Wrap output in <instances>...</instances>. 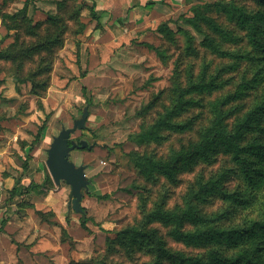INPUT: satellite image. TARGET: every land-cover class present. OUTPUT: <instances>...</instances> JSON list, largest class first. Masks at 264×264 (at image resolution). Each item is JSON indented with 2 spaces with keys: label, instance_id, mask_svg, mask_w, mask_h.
<instances>
[{
  "label": "rangeland",
  "instance_id": "374dc122",
  "mask_svg": "<svg viewBox=\"0 0 264 264\" xmlns=\"http://www.w3.org/2000/svg\"><path fill=\"white\" fill-rule=\"evenodd\" d=\"M220 3L236 13L264 12V0H0V261L149 264L147 249L130 243L131 251L128 233L123 242L116 232L141 228L157 207L180 212L189 202L221 226L263 212L264 176L246 189L226 155L190 165L169 158L195 141L210 115L206 103L231 83L264 82V51ZM205 37L227 54L206 46ZM199 79L216 84L209 91L189 86ZM250 99L237 101V113ZM85 107V127L70 136L91 145L69 154L90 180L77 213L68 206V184L41 183L53 137ZM150 159L157 164L145 169ZM171 163L177 169L170 180L161 165ZM219 174L223 191L246 193L243 205L220 192L198 197V185ZM52 210L67 215L63 230ZM9 214L21 223L7 237ZM191 221L180 226L193 227ZM148 227L171 252L205 251L172 237L161 220Z\"/></svg>",
  "mask_w": 264,
  "mask_h": 264
},
{
  "label": "trees",
  "instance_id": "16d2710c",
  "mask_svg": "<svg viewBox=\"0 0 264 264\" xmlns=\"http://www.w3.org/2000/svg\"><path fill=\"white\" fill-rule=\"evenodd\" d=\"M220 6L222 7L218 9L228 10V13L236 18L237 24L245 26L246 39L255 48L264 51V12L259 10L246 12L238 9L236 13L232 6H224L221 3ZM92 15L97 19L95 9L92 10ZM217 32L226 34L221 28ZM205 40L206 46L223 55L227 54L220 51L218 45L208 37H205ZM262 81L263 79L255 78L234 81L231 83L233 86L231 91L206 103L210 107V115L207 122L198 126L197 138L183 151L171 154L170 160L181 159L186 165H190L189 162L207 163L211 155L223 154L227 156V161L236 164L237 173L247 182L246 189L258 184L257 182L264 176V82L258 88L255 86ZM215 84L212 80L199 79L197 82L189 83V86L199 91H209ZM247 97H251L250 101L237 113L233 106H236L239 99ZM184 100L189 102L188 99ZM230 113L235 114L228 120ZM156 164L157 162L152 159L142 162L145 169ZM171 165H161L162 171H169L170 180L177 169L172 163ZM220 178L221 174L215 179L210 177L198 185L195 193L204 199V195L208 193L213 195L220 192L223 196L227 195L232 201L243 205L246 202L243 197L246 193L241 191L226 193L218 185ZM41 184L44 189H47L46 185H52L50 176L44 175ZM80 218L81 222L86 220L84 214H81ZM185 219H191L193 227L182 228L180 222ZM160 220L165 225L172 226L169 231L172 237L188 245H203L206 247L205 251L188 255L181 251L167 250L163 236H160L155 228L148 227L149 224ZM125 233L129 235L130 242L127 246L131 251L133 247L130 243L137 248L147 249L152 258L149 264H163L165 259L169 264H264V210L252 219L221 226L216 221L209 220L205 216V211L186 202L185 208L180 212L157 207L145 215L141 228L130 227L122 232H116V237L125 242Z\"/></svg>",
  "mask_w": 264,
  "mask_h": 264
},
{
  "label": "water",
  "instance_id": "95a60500",
  "mask_svg": "<svg viewBox=\"0 0 264 264\" xmlns=\"http://www.w3.org/2000/svg\"><path fill=\"white\" fill-rule=\"evenodd\" d=\"M88 115V108L85 107L80 117L74 119L72 126L60 129L49 144L45 159L47 170L53 182L59 185L63 181L70 186L68 206L77 213L83 212L81 200L84 192L88 191L90 180L86 177L85 165H76L69 159V154L75 148L90 149L91 145L84 139L76 141L70 136L77 129L85 127Z\"/></svg>",
  "mask_w": 264,
  "mask_h": 264
},
{
  "label": "crops",
  "instance_id": "0c3cea01",
  "mask_svg": "<svg viewBox=\"0 0 264 264\" xmlns=\"http://www.w3.org/2000/svg\"><path fill=\"white\" fill-rule=\"evenodd\" d=\"M53 181V180H52ZM55 184V183H54ZM56 185V184H55ZM60 185V184H59ZM82 206V205H81ZM49 212V211H48ZM51 212H53V213H55L54 215H55V217H56V220L58 221V227L61 229V230H63V226L66 224V218H67V215L66 214H60V213H57L55 210H52ZM10 215V217L8 218V220L6 221V223L4 224V226L2 227V234H4V235H6L7 237H9L10 236V234L9 233H12L13 232V230H11V229H13L14 228V230H18V226H19V223H21V222H19L20 220H21V218H19V217H17V215L16 214H14V215H11V214H9ZM14 226H17V227H14ZM18 233V232H17ZM17 233L15 234V235H17ZM15 251V256L14 257H16V254H18V256H20V254L17 252V250L15 249L14 250ZM4 257V256H3ZM10 260V262L8 263V264H11V258L9 259ZM0 263L1 264H5L4 262H3V260H1L0 261Z\"/></svg>",
  "mask_w": 264,
  "mask_h": 264
}]
</instances>
